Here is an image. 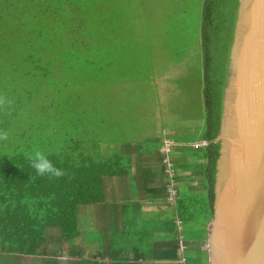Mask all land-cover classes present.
Instances as JSON below:
<instances>
[{"label": "trees", "instance_id": "1", "mask_svg": "<svg viewBox=\"0 0 264 264\" xmlns=\"http://www.w3.org/2000/svg\"><path fill=\"white\" fill-rule=\"evenodd\" d=\"M20 1L5 9L10 20L0 27V96L6 98L0 131L8 133L0 141V252L43 256L39 248L46 239L78 237L81 207L101 200L102 179L116 169L99 146L107 103L125 83L122 59L135 46L126 45L123 0ZM238 6L239 0L201 5L205 143L182 149L198 161L186 165L193 171L187 184L180 177L174 184L180 224L196 227L192 236L183 232L190 246L185 264H197L194 250L203 251L206 259H200L208 264L203 245L214 214L221 147L216 138ZM37 149L65 175L37 176L26 156Z\"/></svg>", "mask_w": 264, "mask_h": 264}, {"label": "crops", "instance_id": "2", "mask_svg": "<svg viewBox=\"0 0 264 264\" xmlns=\"http://www.w3.org/2000/svg\"><path fill=\"white\" fill-rule=\"evenodd\" d=\"M196 48L197 44L190 46L187 59L195 57L193 64L196 67L198 63L200 67L201 82V38L198 54ZM150 59L152 62L153 57ZM181 76H185L182 71ZM163 78L168 80L169 77ZM189 78L193 82V76ZM195 79L197 82L198 77ZM150 81L156 86L158 101L162 102L164 83L153 77ZM122 102V98L112 96L107 103L108 118L102 142L106 162L110 161L119 172L114 170L103 177L101 200L81 207L78 220L82 230L78 237L71 242L46 239L39 248V252L46 253L43 256L0 252V264H40L42 259L48 258L54 260V264H185L190 246L184 242L185 235L178 226L174 198L168 202L167 186L171 177L161 149L163 142L169 140L170 169L174 172L171 180L175 184L180 177L184 178L181 184H187L193 178V171L192 166L187 168L186 165L198 160L190 159L189 153L182 149L204 142L203 97L200 114H196L198 121L191 111L186 122L170 123L168 117L176 116V112L160 109L150 129L152 134L137 124L131 126L130 130L135 131H130L128 137L123 135L128 126L121 120L125 111ZM149 142L155 143L150 145Z\"/></svg>", "mask_w": 264, "mask_h": 264}, {"label": "water", "instance_id": "3", "mask_svg": "<svg viewBox=\"0 0 264 264\" xmlns=\"http://www.w3.org/2000/svg\"><path fill=\"white\" fill-rule=\"evenodd\" d=\"M216 141L208 264H264V0H239Z\"/></svg>", "mask_w": 264, "mask_h": 264}, {"label": "rangeland", "instance_id": "4", "mask_svg": "<svg viewBox=\"0 0 264 264\" xmlns=\"http://www.w3.org/2000/svg\"><path fill=\"white\" fill-rule=\"evenodd\" d=\"M16 1L0 0V27L3 25L7 27L10 17L4 14V11L5 9L7 11L11 4L16 5ZM20 2L19 0L18 3ZM202 3L203 0H123L122 6L126 12L127 22L126 45L128 48L135 46L134 50L128 55L125 54L122 59V62L127 64V71L121 74L125 77L126 85L120 84L116 91V95L122 98V106L125 110L121 120L128 126L123 131L124 136L128 137L130 131H135L130 128L137 124L152 134L153 131L150 129L157 120L156 112L160 109L176 112V116L168 117L170 123L186 122L191 111L195 114V121H198L199 116L196 114H200L202 108L204 85L202 80L200 82L201 73L198 63L196 67L193 64L195 57L187 59V53L190 45L197 44L198 54ZM190 32L193 35H190ZM151 56L152 62H150ZM181 71L185 73L184 77L181 76ZM162 75L168 76V80ZM189 75L193 76V82ZM152 77L165 85L162 102L156 97V86L150 81ZM154 112L155 115H152ZM163 122H166V118ZM190 122L194 123V121ZM154 143L149 142L150 145ZM168 144L165 140L162 147L165 148ZM167 158L170 159L169 152ZM170 172L174 174L172 170ZM171 201L172 198L169 196L168 202ZM179 227L183 232L187 234L189 232L191 236L193 233L191 229L196 228L194 224L188 223L180 224ZM195 234H198L197 230ZM203 248L207 249V244L203 245ZM192 254L198 259L197 264H205L206 256L203 251L194 250ZM201 257L205 259H200Z\"/></svg>", "mask_w": 264, "mask_h": 264}, {"label": "clouds", "instance_id": "5", "mask_svg": "<svg viewBox=\"0 0 264 264\" xmlns=\"http://www.w3.org/2000/svg\"><path fill=\"white\" fill-rule=\"evenodd\" d=\"M6 103V98L0 96V107ZM8 133L0 131V141L7 140ZM30 162V166L35 170L37 176L49 175L51 177L60 178L65 175L64 171L56 167L53 162L48 158V155L42 150H35L31 153H26Z\"/></svg>", "mask_w": 264, "mask_h": 264}, {"label": "built area", "instance_id": "6", "mask_svg": "<svg viewBox=\"0 0 264 264\" xmlns=\"http://www.w3.org/2000/svg\"><path fill=\"white\" fill-rule=\"evenodd\" d=\"M165 142V141H164ZM167 143H169L165 148L162 147L161 151L164 153L165 155V159H164V163L167 165V169L166 171L168 172L169 174V177L172 178V173L170 172V159L167 158V155H168V152H169V145H170V142L168 140H166ZM205 142H201L200 144H204ZM164 146H165V143H164ZM171 178H169V183H168V186H167V192H168V196H170L173 200L174 196H175V188H174V182L173 180H171ZM178 225L180 224V221L178 220L177 221Z\"/></svg>", "mask_w": 264, "mask_h": 264}]
</instances>
